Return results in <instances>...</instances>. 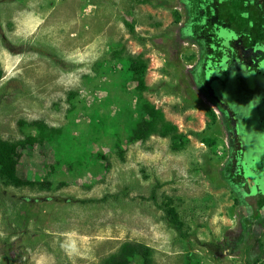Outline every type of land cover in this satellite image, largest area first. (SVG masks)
Listing matches in <instances>:
<instances>
[{
  "label": "rangeland",
  "instance_id": "obj_1",
  "mask_svg": "<svg viewBox=\"0 0 264 264\" xmlns=\"http://www.w3.org/2000/svg\"><path fill=\"white\" fill-rule=\"evenodd\" d=\"M247 1L0 0V137L35 182L0 178V264H264V161L205 79ZM152 111L178 133L131 140Z\"/></svg>",
  "mask_w": 264,
  "mask_h": 264
},
{
  "label": "flooded vegetation",
  "instance_id": "obj_2",
  "mask_svg": "<svg viewBox=\"0 0 264 264\" xmlns=\"http://www.w3.org/2000/svg\"><path fill=\"white\" fill-rule=\"evenodd\" d=\"M245 5L243 14L249 17L250 26L242 33L243 39L238 33L226 37L219 31L211 37H220L223 47L204 42L208 53L204 58L205 79L233 113L244 161L260 167V161H264V1L249 0ZM249 81H259L262 92L246 84ZM260 171L264 172V166Z\"/></svg>",
  "mask_w": 264,
  "mask_h": 264
},
{
  "label": "trees",
  "instance_id": "obj_3",
  "mask_svg": "<svg viewBox=\"0 0 264 264\" xmlns=\"http://www.w3.org/2000/svg\"><path fill=\"white\" fill-rule=\"evenodd\" d=\"M22 50H23L22 47H19L18 52ZM129 69L135 74H142L145 71V65L139 59L135 57H130ZM38 122H39L38 120L32 121V123H38ZM176 133H178L177 125L161 120L157 112L152 111L148 114V117L144 122L136 124L132 127V129L130 130L129 138L131 140H144L152 135L171 137ZM36 141L37 139L35 137L27 136L24 139L20 140L19 142L26 144H35ZM15 144L16 143L10 142L0 137V178L5 179L7 182H10L12 179H15L17 184L20 186H27V185L33 186L35 184L34 181L24 180L15 177L14 174L9 171L8 160H9L10 152L12 148L15 146ZM116 196L117 195H114V197ZM105 199L106 197H102L99 200L94 199L92 201H101ZM147 199L153 201V203L158 208H160V210L163 212L166 222L170 226L176 224L172 209H169L163 203L158 201L155 189H152L150 194L147 196ZM117 256H119L117 252L114 253L113 255L107 256L106 259L103 261V264H126L124 258L120 257L119 259H117Z\"/></svg>",
  "mask_w": 264,
  "mask_h": 264
}]
</instances>
